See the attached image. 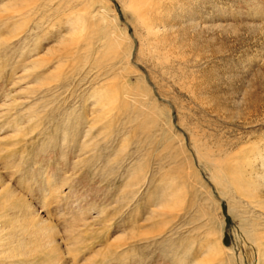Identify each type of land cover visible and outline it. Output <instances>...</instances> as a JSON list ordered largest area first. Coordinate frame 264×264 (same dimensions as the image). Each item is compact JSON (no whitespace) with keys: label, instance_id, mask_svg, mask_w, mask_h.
Wrapping results in <instances>:
<instances>
[{"label":"rangeland","instance_id":"obj_1","mask_svg":"<svg viewBox=\"0 0 264 264\" xmlns=\"http://www.w3.org/2000/svg\"><path fill=\"white\" fill-rule=\"evenodd\" d=\"M6 1L0 0L1 181L34 202L44 218L49 211L46 219L58 225L56 239L62 241L66 225L81 235L77 264L88 257L90 264H263L252 241L254 232L264 233L263 212L247 207L241 213L242 208L230 207L207 166H213L209 158L214 155L227 159L252 146L264 151V0L166 2L164 17L153 13L156 22L169 26L167 42L160 49L170 56L161 59L147 52L139 56L141 36L146 32L124 4L127 0L92 2L94 14L97 10L110 16L102 19L87 14L88 29L78 38L72 37L67 23L59 22H66L73 10L84 9L81 0H51L45 11H33L30 20L6 18L1 8ZM174 23L179 24L174 28ZM113 34L131 39L129 62L142 82L133 74L122 75L118 63L114 67L115 61L106 52ZM50 47L57 52L47 53ZM40 56L46 58V65L29 72ZM103 87L118 92L113 105L104 111L96 92ZM110 96L105 98H114ZM15 119L21 122L19 126ZM189 163L204 186H198L187 171ZM138 169L140 174H136ZM133 180H137L134 185ZM126 187L133 195L125 193ZM164 197L170 204L166 209ZM170 199L176 204L171 205ZM161 202L164 205L159 207ZM120 233L126 245L115 251L104 249L99 258H92L101 245ZM216 244L223 254L208 253ZM67 255V264H75Z\"/></svg>","mask_w":264,"mask_h":264},{"label":"bare ground","instance_id":"obj_2","mask_svg":"<svg viewBox=\"0 0 264 264\" xmlns=\"http://www.w3.org/2000/svg\"><path fill=\"white\" fill-rule=\"evenodd\" d=\"M82 1V2H81ZM80 3L82 4V6L84 5V9H79V10H73V12L71 14H67V20L66 22H63L62 20H60L59 24H64L67 23L68 27H69V31L72 33V37L78 38L80 37L81 33L84 32L85 30L87 31L88 29V22H87V18L85 17L87 14H89L91 16V18H95L100 16L102 19H107L108 16H110V14L108 15L107 12L105 13H99V11L95 10V14L93 13L92 9L90 10V7L92 6V2H97V3H103L104 0H81ZM170 2L171 0H127L124 4L126 5L127 9L132 13L133 17L135 18L136 22L145 30L146 35H142L141 39H142V43H141V47L139 50V56L142 57L144 56V52H147L149 55H155L156 58L158 57L159 59L163 58H167L169 55L167 51H162L160 49V46L166 44L167 40L165 37V33L166 31L169 29L168 23H158L154 20L153 17V13L157 12V14H159L160 16H163L162 14L164 13V10L162 9L163 6L166 7L165 3L166 2ZM4 2V1H3ZM51 0H8L6 1L5 4H2L1 8L2 11L7 12L6 13V18L11 19V18H19L24 16L23 19H25V17H28V19L30 20L31 18V14L34 11L35 14L39 13V10L41 11L42 9L45 11V8H48L49 5L51 6ZM64 2V1H63ZM123 2V1H122ZM173 2V0H172ZM177 2V1H176ZM60 3V2H59ZM174 3V2H173ZM66 4V3H64ZM123 4V5H124ZM169 4V3H168ZM167 4V5H168ZM172 4V3H171ZM178 4V3H177ZM62 5V4H61ZM79 5V4H78ZM170 5V4H169ZM95 6V5H94ZM174 6L172 5V8ZM59 8V6H58ZM61 8V6H60ZM69 8V7H68ZM52 9V8H51ZM167 9V8H166ZM64 10V9H63ZM70 10V9H69ZM72 11V10H71ZM103 11V10H102ZM101 11V12H102ZM172 11V10H171ZM174 11V10H173ZM67 12V11H66ZM167 12V11H166ZM55 13V12H54ZM168 13V12H167ZM179 13V11H178ZM43 14V13H42ZM45 14V13H44ZM53 14V13H52ZM156 14V15H157ZM166 14V13H165ZM177 14V12H176ZM180 14V13H179ZM3 15V14H2ZM31 15V16H30ZM62 15V14H61ZM108 15V16H107ZM168 15V14H167ZM45 16V15H44ZM57 16V15H56ZM64 16V15H63ZM112 16V15H111ZM158 16V15H157ZM166 16V15H165ZM193 16V15H191ZM59 17V15H58ZM61 17V16H60ZM164 17V16H163ZM3 18V16H2ZM5 18V17H4ZM3 18V19H4ZM33 18V17H32ZM36 18V17H35ZM40 18V17H39ZM166 18V17H165ZM178 18V17H177ZM1 19V18H0ZM21 19V18H19ZM27 19V18H26ZM46 19V18H45ZM60 19V18H59ZM163 19V18H162ZM166 20V19H165ZM193 20V19H192ZM22 21V20H21ZM167 21V20H166ZM115 22V21H114ZM164 22V21H163ZM170 22V20H169ZM194 22V21H193ZM6 23V22H5ZM8 23V22H7ZM98 23V22H97ZM53 24V23H52ZM109 24V23H108ZM172 24V21H171ZM175 24V23H174ZM179 24V23H178ZM177 23L174 25V28L176 25H178ZM182 24V23H181ZM193 24V23H192ZM43 25V24H42ZM41 25V26H42ZM55 25V24H53ZM173 25V24H172ZM185 25V24H184ZM2 26V25H1ZM16 26V25H15ZM14 26V27H15ZM62 26V25H61ZM181 26V25H180ZM19 27V26H18ZM113 27V26H112ZM172 26L170 25V28ZM17 28V27H16ZM12 29V28H11ZM9 29V30H11ZM52 29V28H51ZM55 29V27H54ZM172 29V28H171ZM104 30V28H103ZM13 31V29H12ZM48 31V30H47ZM52 31V30H51ZM170 31V30H169ZM181 31V30H180ZM2 32V31H1ZM174 32V31H172ZM103 33V32H102ZM177 33V32H176ZM15 34V31L14 33ZM18 34V33H17ZM174 34V33H173ZM178 34V33H177ZM86 35V34H85ZM122 36L119 35H115L113 34L109 40V47L107 49V53L111 54V59L115 62H113L114 67L117 66L118 68V64H119V70L121 71V74L123 75V72L126 73V76H130V74H133L139 81H143L141 74L139 73V71L137 69H135L129 62V52L131 49V39L128 38V36L122 34ZM168 35V34H166ZM5 36V35H4ZM18 36V35H17ZM15 35V37H17ZM48 36V35H47ZM183 36V35H182ZM2 37V36H0ZM67 37V36H66ZM62 38V37H60ZM174 38V37H173ZM1 39V38H0ZM12 40V39H11ZM41 40V39H40ZM39 40V41H40ZM100 40V39H99ZM103 40V39H101ZM38 41V42H39ZM14 42V41H13ZM63 42V41H62ZM61 44H64L62 43ZM169 42V41H168ZM26 43V42H25ZM67 43V42H66ZM174 43V42H173ZM69 45V44H68ZM72 45V44H71ZM169 45V44H168ZM36 46V45H35ZM178 46V45H177ZM34 47V46H33ZM55 47V46H54ZM54 47H50V49L48 48L47 53H54L57 52L56 48ZM61 47V46H60ZM91 47V46H90ZM37 48V46H36ZM35 48V49H36ZM69 48V47H68ZM170 48V47H169ZM186 48V47H184ZM34 49V50H35ZM38 49V48H37ZM63 49V47L61 48ZM163 49V48H162ZM68 50V49H67ZM93 51V50H92ZM65 52L66 49H65ZM74 52V51H73ZM48 54V55H49ZM51 54V55H52ZM74 54V53H73ZM72 54V55H73ZM81 54V53H80ZM147 55V54H146ZM170 56V55H169ZM180 56V54H179ZM64 59H65V55H63ZM67 57V55H66ZM107 57V56H106ZM54 58V57H53ZM52 58V59H53ZM153 58V57H150ZM157 58V59H158ZM175 58V57H174ZM51 59V58H50ZM58 59V58H57ZM72 59V58H70ZM74 60V58H73ZM49 61V60H48ZM47 61V63H48ZM59 61V60H58ZM75 61V60H74ZM162 61V60H161ZM177 61V60H176ZM46 58L43 56L38 57L37 59H34V62L32 63V65L29 68V72L31 71H35L36 68H39L40 66H45L46 65ZM76 62V61H75ZM74 62V63H75ZM79 62V61H78ZM154 62V61H153ZM170 62V61H169ZM61 63V62H59ZM63 63V62H62ZM118 63V64H117ZM156 63V62H155ZM165 64V63H163ZM49 65V64H48ZM60 65V64H59ZM58 66V65H57ZM63 66V65H62ZM158 66V65H157ZM167 66V65H166ZM59 67V66H58ZM64 67V66H63ZM76 67V66H75ZM74 67V68H75ZM159 67V66H158ZM162 67V66H161ZM160 67V68H161ZM65 68V67H64ZM166 68V67H165ZM169 68V67H168ZM49 69V68H48ZM59 69V68H58ZM66 69V68H65ZM157 69V68H155ZM167 69V68H166ZM54 70V69H53ZM60 71V70H59ZM67 71V69H66ZM28 72V73H29ZM163 72V70H162ZM188 72V71H187ZM58 74V73H57ZM65 74V73H64ZM163 74V73H162ZM59 76V75H58ZM36 78L39 79V74L36 75ZM57 79V78H56ZM62 79V78H61ZM60 79V80H61ZM65 79V78H64ZM124 79V78H123ZM67 80V79H66ZM194 80V79H193ZM115 81V80H114ZM125 81V80H124ZM158 82H161L159 80H157ZM166 81V80H165ZM47 82V81H46ZM64 82L61 80V83ZM109 82V81H108ZM117 82V79H116ZM50 83V82H49ZM115 83V82H114ZM118 83V82H117ZM109 84V83H108ZM162 84V83H161ZM160 85V83H159ZM111 86V85H110ZM158 86V85H157ZM162 86V85H161ZM161 86L159 87V89H162ZM132 87V86H131ZM129 87V88H131ZM165 87V86H164ZM104 88V87H103ZM135 88V87H134ZM150 88V87H148ZM25 89V88H24ZM105 89V90H104ZM104 89H100L101 91L96 90L97 92V96H99L98 100L94 97L95 100H97V103L100 105L102 104V108L103 111L104 110H108L109 106H112L113 104V100H116V97L118 95V92L112 90V88H104ZM115 89V88H114ZM128 89V88H127ZM166 89V88H164ZM136 90V89H134ZM133 90V91H134ZM150 90V89H149ZM95 91V90H94ZM113 91V92H112ZM138 91V90H137ZM160 91V90H159ZM136 92V91H135ZM143 93H145L144 91H142ZM193 92V90H192ZM199 92V91H198ZM95 93V92H94ZM149 93V92H147ZM161 93V91H160ZM130 94V92H129ZM128 94V95H129ZM151 94V93H150ZM167 95V93H164V95ZM103 95L106 96H110L114 98H105ZM125 95V94H124ZM191 95V94H190ZM131 96V94H130ZM149 97V96H148ZM171 97V96H170ZM120 98V97H119ZM123 98V97H122ZM128 98V97H127ZM93 99V98H92ZM93 99V100H94ZM109 100L108 103H105V100ZM144 99V98H143ZM142 99V100H143ZM151 99V98H150ZM94 100V101H95ZM106 100V101H107ZM204 100V99H203ZM14 101V100H13ZM112 101V103H111ZM130 101V100H129ZM96 102V101H95ZM134 102V101H133ZM112 105H109V104ZM139 103V102H137ZM202 103V102H201ZM7 104V103H6ZM13 104V103H12ZM116 104V103H114ZM149 104V102H148ZM159 104V102H158ZM161 104V103H160ZM159 104V105H160ZM178 104V103H177ZM8 105V104H7ZM15 105V104H13ZM17 105V104H16ZM19 105V104H18ZM158 105V106H159ZM164 104H162L163 106ZM141 106V104H140ZM161 106V105H160ZM167 106V105H166ZM26 107V106H25ZM32 107V106H31ZM100 107V108H101ZM116 107V106H115ZM120 107V106H119ZM138 107V106H137ZM143 107V106H142ZM179 107V106H177ZM176 107V108H177ZM95 108V107H94ZM101 108V109H102ZM118 108V107H117ZM167 108V107H166ZM9 109V108H8ZM24 109V108H23ZM22 109V110H23ZM143 109V108H142ZM146 109V107H145ZM144 109V110H145ZM163 109V108H162ZM114 110V109H113ZM166 110V109H163ZM8 111V110H7ZM14 111V110H13ZM94 111V110H93ZM161 111V110H160ZM2 112V111H1ZM6 112V111H5ZM102 112V111H101ZM110 112L112 113V111L110 110ZM141 112V111H140ZM163 112V111H162ZM167 112H168V108H167ZM166 112V113H167ZM181 112V110H180ZM4 115V112H2ZM14 113V112H13ZM116 113V110H115ZM7 114V113H5ZM92 114V113H91ZM103 114H106L103 113ZM165 114V113H163ZM181 114V113H179ZM2 115V116H3ZM96 115V114H95ZM107 115V114H106ZM155 115V114H154ZM170 115V114H169ZM93 116V114H92ZM91 116V117H92ZM181 116V115H179ZM13 117V116H11ZM32 117V116H31ZM104 117V115H103ZM163 117V116H162ZM14 118V117H13ZM95 117H93L94 119ZM156 118V117H155ZM168 118V117H167ZM29 119V118H28ZM104 119V118H103ZM101 119V120H103ZM11 120V119H10ZM21 120V119H20ZM22 121V120H21ZM105 121V120H104ZM160 121V120H159ZM16 124L19 126V124H21V122L19 123V120L15 119ZM27 122V120L25 121ZM152 122V121H151ZM185 122V121H184ZM113 123V122H112ZM150 123V122H149ZM153 123V122H152ZM90 124V123H89ZM102 124V123H101ZM151 124V123H150ZM162 124V123H159ZM159 124H155V125H159ZM84 125V124H83ZM91 125V124H90ZM93 125V123H92ZM94 125H96L94 123ZM99 125V124H98ZM97 125V126H98ZM105 125V124H104ZM154 125V126H155ZM170 125V124H169ZM188 125V124H187ZM101 126V125H100ZM151 126V125H150ZM165 126V125H164ZM41 127V126H40ZM94 127V126H93ZM158 127V126H157ZM171 127V126H169ZM188 127V126H187ZM190 127V126H189ZM3 128V127H2ZM14 128V127H13ZM23 128V127H22ZM87 128V127H86ZM90 128V126H89ZM92 128V127H91ZM102 128V126H101ZM105 129H107L106 127H103ZM102 128V129H103ZM110 128V127H109ZM151 128V127H150ZM155 128V127H154ZM172 128V127H171ZM32 129V128H30ZM168 128H166L167 130ZM3 130V129H1ZM29 130V129H28ZM69 129H67L68 131ZM92 130V129H91ZM156 130V129H155ZM5 131V130H4ZM174 131V130H173ZM2 132V131H1ZM69 132V131H68ZM101 132V131H100ZM110 132V131H109ZM168 132V131H167ZM166 132V133H167ZM171 132V131H169ZM195 132V131H194ZM99 133V132H98ZM140 133H143L140 132ZM169 134V133H168ZM195 134V133H194ZM112 135V134H111ZM173 137V133L171 134ZM100 136V135H98ZM139 136V135H138ZM191 136V135H190ZM22 137V136H21ZM71 137V136H70ZM143 137V136H142ZM178 138H180L179 136H177ZM27 138V137H26ZM138 138V137H137ZM146 138V137H144ZM175 138V137H174ZM194 138V136L192 137ZM2 139V138H1ZM64 139V138H63ZM143 139V138H142ZM196 139V138H195ZM71 140V139H70ZM205 140V139H204ZM144 141V140H143ZM174 141V140H173ZM236 141V140H235ZM234 141V142H235ZM241 141V140H240ZM24 142V141H22ZM126 142V141H125ZM166 142V141H165ZM176 142V141H175ZM184 142V141H183ZM193 142V141H192ZM170 143V142H169ZM241 143V142H240ZM243 143V142H242ZM248 143V142H246ZM17 144V143H16ZM179 144V143H178ZM245 144V143H244ZM174 145V144H171ZM196 145V144H195ZM236 145L237 141H236ZM235 145V147H236ZM243 145V144H242ZM240 145V146H242ZM264 145V144H263ZM262 145V147H263ZM3 146V145H1ZM12 146V145H11ZM16 146V145H15ZM257 146V145H256ZM261 146V145H260ZM126 147V146H125ZM124 147V148H125ZM169 148V146H167ZM181 147V146H180ZM205 147V146H204ZM220 147V146H219ZM245 147V146H244ZM4 149V147H2ZM6 148V147H5ZM179 148V147H178ZM199 148V147H197ZM242 148V147H241ZM259 147H255L252 146L251 149H247V148H243L239 151H237L233 156H231V158L227 157V159H221V158H214L216 155H214L213 158H209V161L212 163V167H209V165L207 166L208 169L210 170V174L212 176V179L214 180L213 183L216 184V186L222 191L224 192V194L227 195V197L230 200V207H232L233 209L237 210V209H241L242 208V212L243 210L247 207H249L250 209H260L263 214H264V151L259 150ZM8 149V148H6ZM205 149V148H204ZM207 149V148H206ZM195 150V149H194ZM209 150V149H208ZM218 150V149H217ZM2 151V150H1ZM10 151V150H9ZM12 151V150H11ZM125 151V150H123ZM173 151V150H172ZM6 152V151H5ZM14 152V150L12 151ZM176 152V151H175ZM181 152V151H180ZM179 152V153H180ZM205 152V151H203ZM202 152V153H203ZM214 152V151H213ZM199 153V152H198ZM201 153V152H200ZM207 153V152H206ZM15 154V153H14ZM6 155V154H5ZM4 155V156H5ZM8 156H11L9 154H7ZM13 155V154H12ZM204 155V154H203ZM222 155V154H220ZM168 156V155H167ZM200 156V155H199ZM209 156V155H208ZM7 157V156H6ZM198 157V156H197ZM191 158V157H189ZM199 159V158H198ZM201 159V158H200ZM203 159V158H202ZM207 161V159H205ZM116 161V160H115ZM182 162V161H181ZM208 162V163H210ZM7 165V164H6ZM180 166V165H179ZM186 166V165H184ZM183 166V167H184ZM177 168V167H176ZM1 169V168H0ZM140 169V167H139ZM139 169L136 171V174L139 173ZM2 170V169H1ZM144 170V169H143ZM178 170V169H177ZM188 172H190L191 175H193V177H195L196 180V184H200V187L204 186L203 185V181L200 180L198 174L196 173L195 168L192 166V164H188ZM257 171V172H256ZM1 172V171H0ZM179 172V171H177ZM3 173V172H2ZM53 173V172H52ZM133 173L135 174V172L133 171ZM187 173V172H186ZM256 175H255V174ZM140 174V173H139ZM138 174V175H139ZM178 174V173H177ZM188 174V173H187ZM52 175V174H51ZM54 175V174H53ZM137 175V177H138ZM144 175L146 176V174L144 173ZM55 176V175H54ZM135 176V175H134ZM185 176V175H184ZM1 175H0V264H67L66 261V257L65 254H69L70 257L73 258L74 263L77 264L76 259H78V256L80 255V252L77 251V246L80 244V242L82 243V239H81V235L78 232H72L73 229H71L72 227H70L69 225H66V228L64 229V237L62 238V241H59L58 238L56 239V235L59 233L57 230V226L53 225L52 223H50L49 220H47V215L48 212L46 214V218H44L41 213L39 211H37V209L34 208L33 204L34 202H30V200L24 195L19 193L16 189H14L12 187V185L9 184V182H7L6 180L1 181ZM176 177V176H175ZM182 177V176H181ZM192 177V178H193ZM47 178V177H45ZM142 178L141 176L139 177ZM171 178V177H170ZM180 178V177H179ZM184 178V177H182ZM187 178V177H186ZM51 179V178H50ZM174 179V178H172ZM177 179V178H175ZM211 179V180H212ZM52 180V179H51ZM138 180V179H137ZM137 180H133V184L137 182ZM181 180V179H180ZM193 180V179H192ZM46 181V180H45ZM48 181V180H47ZM55 181V180H54ZM142 181V180H141ZM49 182V181H48ZM140 182V181H139ZM143 182V181H142ZM186 182V181H185ZM190 182V181H189ZM194 182V181H193ZM141 183V182H140ZM168 183V182H167ZM195 183V182H194ZM138 184V183H137ZM136 187H141L140 184H138L139 186ZM170 184V183H169ZM178 184V183H177ZM183 184V183H182ZM195 184V185H196ZM58 185V184H57ZM189 185V184H188ZM56 186V185H55ZM54 186V187H55ZM64 186V185H63ZM199 186V185H198ZM29 187V186H28ZM51 187V186H50ZM52 187V188H54ZM135 187V189H137ZM180 187V186H178ZM188 187V186H187ZM199 187V188H200ZM59 188V187H58ZM56 188V189H58ZM133 188V186H132ZM182 188V187H181ZM180 188V189H181ZM183 188L184 185H183ZM54 189V190H56ZM194 189V188H193ZM201 189V188H200ZM206 189V188H205ZM140 190V189H139ZM176 190H178L177 192L180 193L179 189L176 187ZM182 190V189H181ZM198 190V189H196ZM204 190V189H203ZM202 190V191H203ZM207 191L209 189H206ZM29 191V190H28ZM59 191V189H58ZM137 191V190H136ZM135 191V192H136ZM185 191V190H184ZM48 192V189H47ZM54 192V191H53ZM72 192V191H71ZM176 192V193H177ZM197 192V191H196ZM204 192V191H203ZM209 192V191H208ZM24 193V192H23ZM28 193V192H27ZM125 193H127V195H133V193H131V189L126 187L125 188ZM137 193V192H136ZM206 193V192H205ZM31 194V192H30ZM47 194V193H46ZM74 194V192H73ZM72 194V195H73ZM86 194V193H85ZM211 194V193H210ZM209 194V197H210ZM214 194V193H213ZM32 195V194H31ZM52 194H50L51 197ZM54 195V194H53ZM69 195V194H68ZM173 195V194H172ZM199 195V194H198ZM207 195V193H206ZM212 195V194H211ZM48 196V194H47ZM57 196V194H56ZM174 196V195H173ZM182 196V195H180ZM197 196V195H196ZM46 197V196H45ZM166 197V195H165ZM164 197V198H165ZM175 197V196H174ZM173 197V198H174ZM178 197V196H177ZM47 198V197H46ZM54 198V197H53ZM162 198V199H164ZM168 198V197H166ZM165 198V199H166ZM171 198V197H169ZM214 198V197H212ZM45 199V198H44ZM48 199V198H47ZM56 199V198H55ZM66 199V198H64ZM176 199V201L178 200V198H174ZM174 199H170L171 200V205H173L175 203V201L173 202ZM181 198H179L180 200ZM33 200V199H32ZM214 200V199H213ZM45 201V200H44ZM58 201V200H57ZM61 201V199H60ZM167 201L164 200V202ZM86 202V201H85ZM164 202L162 204H158L159 207L164 205ZM182 202V200H181ZM205 202V201H204ZM216 202H218L216 200ZM79 203V202H78ZM84 203V202H83ZM89 203V202H88ZM87 203V204H88ZM93 205V202H90ZM165 209L166 206H169L170 204H167L168 202H165ZM170 203V201H169ZM208 203V202H207ZM126 204V203H125ZM176 204V203H175ZM35 205V204H34ZM83 205V204H82ZM90 205V204H89ZM214 205V204H213ZM216 205V204H215ZM66 206V205H65ZM77 206V205H76ZM84 206V205H83ZM91 206V205H90ZM205 206H207L205 204ZM36 207V205H35ZM78 207V206H77ZM82 207V206H81ZM80 207V208H81ZM86 205H85V209H86ZM158 207V209H159ZM45 208V205H44ZM79 208V209H80ZM83 208V207H82ZM82 208L80 210H82ZM90 208V207H89ZM94 208V207H93ZM102 208V207H101ZM105 208V207H104ZM170 208V207H167ZM58 209V208H57ZM60 209V208H59ZM58 209V210H59ZM66 209V208H65ZM91 209V208H90ZM173 209V207H172ZM239 209V210H240ZM44 210V209H43ZM64 210V209H63ZM76 210V209H75ZM103 211H106L104 209H102ZM163 210V209H162ZM259 210V211H260ZM68 211V210H67ZM70 211V210H69ZM68 211V212H69ZM79 211V210H77ZM86 211V210H85ZM89 211V209H88ZM153 211V209H152ZM151 211V212H152ZM231 211V210H230ZM248 211V209H247ZM72 212V211H71ZM69 212V213H71ZM81 212V211H80ZM232 212V211H231ZM249 212V211H248ZM247 212V213H248ZM43 213V212H42ZM45 213V212H44ZM57 213V211H56ZM65 213V211H64ZM82 213V212H81ZM68 214V213H67ZM74 214V213H73ZM87 214V213H86ZM96 214V213H95ZM106 214V213H105ZM113 214V213H112ZM255 214V213H254ZM54 215V213H53ZM61 215V214H60ZM79 215V212H78ZM115 215V214H114ZM113 215V217H115ZM155 215V214H154ZM62 216V215H61ZM70 216V215H69ZM109 215H107L108 217ZM112 216V215H111ZM156 216V215H155ZM243 216V215H242ZM49 217V216H48ZM56 217V216H55ZM105 217V216H104ZM262 217V216H261ZM67 218V217H66ZM106 218V217H105ZM243 218V217H242ZM241 218V219H242ZM245 218V217H244ZM71 219V218H69ZM81 219V218H79ZM86 219V218H85ZM84 219V220H85ZM104 219V218H103ZM102 219V220H103ZM108 219V218H107ZM106 219V220H107ZM112 219V218H110ZM252 219V218H251ZM263 219V218H262ZM59 220V219H58ZM62 220V219H61ZM65 220V219H64ZM74 220V218L72 219ZM82 220V219H81ZM77 221V220H76ZM83 221V220H82ZM105 221V220H103ZM101 221V222H103ZM54 222V221H53ZM80 222V221H79ZM86 222V221H85ZM106 222V221H105ZM105 222H103L105 224ZM56 223V222H55ZM61 223V222H60ZM82 223V222H81ZM95 225L96 222H94ZM100 223V222H98ZM242 223V222H241ZM255 223V222H254ZM59 224V223H58ZM65 224V223H64ZM102 224V223H101ZM110 224V223H109ZM108 224V226H110ZM252 224V223H251ZM87 225V224H85ZM114 225V224H113ZM259 225V224H258ZM257 225V226H258ZM241 226V225H240ZM264 226V225H263ZM61 227V226H60ZM89 227V226H88ZM260 227V226H259ZM63 228V227H61ZM137 228V226H136ZM244 228V227H243ZM248 228V227H247ZM255 228V226H254ZM105 229V228H104ZM242 229V227H241ZM246 229V228H245ZM244 229V230H245ZM76 230V229H75ZM112 230V229H111ZM248 229H246L247 231ZM255 230V229H254ZM80 231V230H79ZM89 231V230H88ZM100 231V230H99ZM110 231V230H109ZM108 231V233H109ZM62 232V231H61ZM81 232V231H80ZM97 232V231H96ZM101 232V231H100ZM130 233L136 232L135 229H130L129 231ZM89 233V232H88ZM124 233H128V231L124 232ZM63 234V233H62ZM61 234V235H62ZM86 234V233H85ZM100 234V233H98ZM250 234V233H249ZM59 234V236H61ZM122 233H120L117 237L114 238V242L111 241L109 243L106 242L105 246L101 245L98 250H96L97 252H95L92 256V258L94 259V257L99 256V254H101V251H107V249L110 251H115V249H119L121 246L126 245V240H124L122 238ZM246 235V234H245ZM252 235V234H251ZM87 236V234H86ZM249 237V235H248ZM253 237V240H252ZM250 239L254 241L253 243L257 246V250H259L260 254H261V259L263 258V264H264V246H262V238H264V233H260V231L258 233L254 232L253 236ZM99 238V237H98ZM106 238V237H105ZM109 237H107L108 239ZM112 238V237H111ZM88 239V238H87ZM113 239V238H112ZM111 239V240H112ZM63 241H64V246H63ZM92 241V240H91ZM90 241V242H91ZM88 242V241H87ZM264 242V241H263ZM220 243V242H219ZM221 244V243H220ZM264 244V243H263ZM93 245V244H92ZM222 245V244H221ZM80 246V245H79ZM130 246V245H129ZM128 246V247H129ZM223 246V245H222ZM224 247V246H223ZM225 248V247H224ZM65 250V252H64ZM85 250V249H84ZM81 251V249H80ZM103 251V252H104ZM231 251V250H230ZM108 252V251H107ZM126 252V251H125ZM224 253V251L222 250V247L218 244L216 245H212L210 246V248H208V253ZM87 253V251H86ZM85 253V254H86ZM106 253V252H105ZM222 253V254H223ZM107 254V253H106ZM115 254V253H114ZM88 255V253H87ZM110 255V254H109ZM108 255V256H109ZM89 256V255H88ZM103 256V255H102ZM107 256V255H106ZM260 256V255H259ZM115 257V256H114ZM117 257V256H116ZM119 257V256H118ZM121 257V256H120ZM119 257V259H120ZM80 258V257H79ZM86 258V257H84ZM99 258V257H97ZM70 259V258H69ZM124 259V258H123ZM127 259V258H125ZM72 260V259H71ZM91 258L88 257L85 259V261H83V264H90ZM125 261V260H124ZM185 261V260H184ZM100 262V261H99ZM98 262V263H99ZM79 263V262H78ZM94 263V262H93ZM104 263V261H103ZM111 263V262H109ZM113 263V262H112ZM82 264V263H80ZM198 264H203V263H198Z\"/></svg>","mask_w":264,"mask_h":264}]
</instances>
